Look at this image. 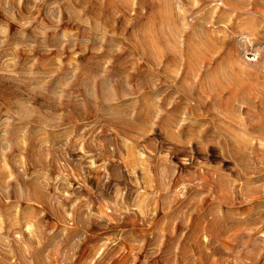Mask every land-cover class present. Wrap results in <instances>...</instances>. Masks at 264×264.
Returning <instances> with one entry per match:
<instances>
[{
    "label": "rangeland",
    "instance_id": "rangeland-1",
    "mask_svg": "<svg viewBox=\"0 0 264 264\" xmlns=\"http://www.w3.org/2000/svg\"><path fill=\"white\" fill-rule=\"evenodd\" d=\"M0 264H264V0H0Z\"/></svg>",
    "mask_w": 264,
    "mask_h": 264
}]
</instances>
